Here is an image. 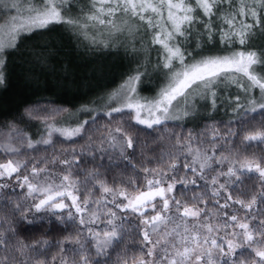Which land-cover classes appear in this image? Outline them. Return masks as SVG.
Wrapping results in <instances>:
<instances>
[{
  "label": "snow or ice",
  "instance_id": "6c2138e0",
  "mask_svg": "<svg viewBox=\"0 0 264 264\" xmlns=\"http://www.w3.org/2000/svg\"><path fill=\"white\" fill-rule=\"evenodd\" d=\"M65 33L127 67L0 113V264H264V0H0V87Z\"/></svg>",
  "mask_w": 264,
  "mask_h": 264
},
{
  "label": "trees",
  "instance_id": "16d2710c",
  "mask_svg": "<svg viewBox=\"0 0 264 264\" xmlns=\"http://www.w3.org/2000/svg\"><path fill=\"white\" fill-rule=\"evenodd\" d=\"M55 36V34H53ZM42 43V41H41ZM257 46L264 45V38L257 37L255 40ZM31 46V45H29ZM86 47H80L77 41L71 37L70 33H65L62 37L55 36V39L49 45V50L44 51L43 59L40 63L31 65L34 67L35 71L32 74H29L24 71V69L30 67L29 65H24L23 68L17 67L14 71L11 85L7 91L2 88L0 90V113L12 110H23V106L28 104L39 103L41 105L54 103L55 105L68 107L70 110L78 107L80 103L88 100L92 95L95 94L96 86H92L91 80H93L97 74L96 68L91 69L90 66L93 64L90 58L85 56ZM39 51V50H38ZM28 54L25 53V56ZM17 63H20V58H16ZM103 69V68H102ZM100 69V70H102ZM105 72V70H104ZM108 74L110 71H106ZM102 73V71H101ZM119 83V76L113 78L112 81L108 82L109 87H114L115 83ZM99 83V85H103ZM98 85V86H99ZM94 89V90H93ZM68 115L64 113L63 117ZM217 120H227L228 117L223 115L220 117H215ZM259 117L253 123L258 126ZM39 125L38 122L33 121L32 125L29 128H26L27 131L33 132L35 126ZM171 127V125H169ZM63 138H61L62 140ZM140 139L145 142L144 152L148 156L153 154L159 155L160 147L158 142L154 141V135L141 134ZM60 141L57 142L56 148L61 147ZM67 147L68 145H63ZM264 148V145L254 144L248 149V151L256 152L257 154L260 150ZM152 149H155L153 153ZM51 150L49 149V153ZM139 152V150H138ZM45 153L41 151L38 155H44ZM140 160V156H137V163ZM89 167L92 165L89 164ZM131 172L130 169L125 172L123 165L115 169L112 173L109 174V178L113 175L117 177V181L121 178V174L128 175ZM256 181V177L253 176L252 180L248 181L249 184H252ZM182 189L178 190L179 192ZM192 190L189 189L184 193L185 198L192 195ZM10 212V206L4 205L0 202V217H4ZM47 228V222H44V227L39 231L33 229L31 235L26 237V239H36L39 238L43 231ZM50 240L60 239V234L53 232L47 237ZM129 243H131V238H128ZM51 254H58V250L53 247L50 250ZM139 248H129L127 253V259L129 264H132V258L134 255L139 256ZM113 259H116V256H113Z\"/></svg>",
  "mask_w": 264,
  "mask_h": 264
},
{
  "label": "rangeland",
  "instance_id": "374dc122",
  "mask_svg": "<svg viewBox=\"0 0 264 264\" xmlns=\"http://www.w3.org/2000/svg\"><path fill=\"white\" fill-rule=\"evenodd\" d=\"M80 47H85V46L80 45ZM152 55H153V58H155L154 52ZM85 56L87 58H90L93 62V64L90 66V68L91 69L96 68V70H98L95 78L93 80H91V84H90L94 87L95 86L97 87L99 85V83H103V81L105 82V84H107L109 81L111 82L113 78L118 77L120 75V73L125 71V69L127 67L126 62H121L116 56L110 55L109 50H106V49H97L94 51H90V50H88V48H86L85 49ZM100 69H102V70H100ZM104 70H105V72H104ZM107 70L110 71L109 74L106 72ZM101 71H102V73H101ZM2 88L3 87H0V90ZM142 95H151V93L148 91H144V92H142ZM220 116H223V114H219L216 117H220ZM65 117H68V115H66ZM39 127H40V125L35 126V129L33 130V132H35L36 129Z\"/></svg>",
  "mask_w": 264,
  "mask_h": 264
}]
</instances>
